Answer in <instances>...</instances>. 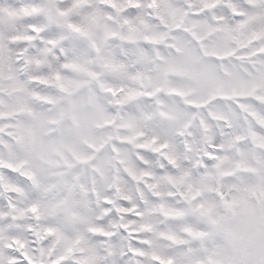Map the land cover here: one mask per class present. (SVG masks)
Masks as SVG:
<instances>
[{
	"label": "snow or ice",
	"instance_id": "1",
	"mask_svg": "<svg viewBox=\"0 0 264 264\" xmlns=\"http://www.w3.org/2000/svg\"><path fill=\"white\" fill-rule=\"evenodd\" d=\"M0 264H264V0H0Z\"/></svg>",
	"mask_w": 264,
	"mask_h": 264
}]
</instances>
